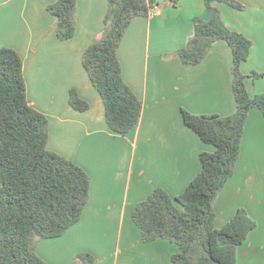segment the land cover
Instances as JSON below:
<instances>
[{"label":"crops","instance_id":"0c3cea01","mask_svg":"<svg viewBox=\"0 0 264 264\" xmlns=\"http://www.w3.org/2000/svg\"><path fill=\"white\" fill-rule=\"evenodd\" d=\"M55 0H0V47L22 58L26 95L48 118L47 148L81 166L90 177L89 197L77 223L55 238L41 239L37 255L49 264H71L80 252L93 264H172L174 243L141 240L131 218L135 204L155 187L171 197L201 170L199 153L211 144L182 120L181 109L229 115L231 49L213 43L197 65H185L178 50L194 33V17L208 18L203 0H159L155 14L134 17L117 47L123 80L142 100L139 122L126 134L106 124L103 101L82 65L88 44L100 35L106 0H76L75 34L56 36L57 19L46 7ZM215 3L225 26L252 42L241 64L249 95L264 91V0ZM251 72L261 73L251 78ZM89 109L74 110L70 88ZM243 207L256 226L237 247L236 264H264V119L249 111L232 176L213 201L220 228Z\"/></svg>","mask_w":264,"mask_h":264},{"label":"trees","instance_id":"16d2710c","mask_svg":"<svg viewBox=\"0 0 264 264\" xmlns=\"http://www.w3.org/2000/svg\"><path fill=\"white\" fill-rule=\"evenodd\" d=\"M100 35L86 46L82 65L104 105L107 126L126 134L139 122L142 100L123 80L117 47L134 17L148 16L159 0H106ZM207 19L194 17V33L178 50L185 65L202 62L214 42L224 40L231 49L233 113L196 114L182 108L183 123L213 151H201V170L186 188L171 197L153 188L137 202L131 218L141 240L166 239L177 246L172 264H236L237 247L255 228L256 221L243 207L220 228L214 226L213 201L232 176L248 113L260 110L264 119V91L249 95L240 69L252 42L225 26L215 3L234 8L235 0H203ZM56 17V36L75 34L76 0H55L46 7ZM255 79L261 73L251 72ZM69 105L76 111L89 102L70 88ZM48 118L26 95L23 62L10 47H0V264H49L36 253L37 243L55 238L77 223L89 197L90 177L78 164L47 148ZM94 257L78 253L71 264H93Z\"/></svg>","mask_w":264,"mask_h":264},{"label":"built area","instance_id":"2783aa9c","mask_svg":"<svg viewBox=\"0 0 264 264\" xmlns=\"http://www.w3.org/2000/svg\"><path fill=\"white\" fill-rule=\"evenodd\" d=\"M158 6V4H156V5H154L150 10H149V12H148V16L150 15H153V14H155L156 13V11H157V7Z\"/></svg>","mask_w":264,"mask_h":264}]
</instances>
